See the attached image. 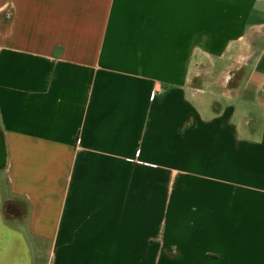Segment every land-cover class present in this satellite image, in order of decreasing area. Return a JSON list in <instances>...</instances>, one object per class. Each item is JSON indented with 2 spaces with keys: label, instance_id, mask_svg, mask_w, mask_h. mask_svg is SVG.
Returning <instances> with one entry per match:
<instances>
[{
  "label": "crops",
  "instance_id": "obj_1",
  "mask_svg": "<svg viewBox=\"0 0 264 264\" xmlns=\"http://www.w3.org/2000/svg\"><path fill=\"white\" fill-rule=\"evenodd\" d=\"M264 0H0V264H264Z\"/></svg>",
  "mask_w": 264,
  "mask_h": 264
},
{
  "label": "water",
  "instance_id": "obj_2",
  "mask_svg": "<svg viewBox=\"0 0 264 264\" xmlns=\"http://www.w3.org/2000/svg\"><path fill=\"white\" fill-rule=\"evenodd\" d=\"M2 160V157L0 156V161Z\"/></svg>",
  "mask_w": 264,
  "mask_h": 264
},
{
  "label": "rangeland",
  "instance_id": "obj_3",
  "mask_svg": "<svg viewBox=\"0 0 264 264\" xmlns=\"http://www.w3.org/2000/svg\"><path fill=\"white\" fill-rule=\"evenodd\" d=\"M262 48H264V46H262ZM264 50V49H263Z\"/></svg>",
  "mask_w": 264,
  "mask_h": 264
}]
</instances>
